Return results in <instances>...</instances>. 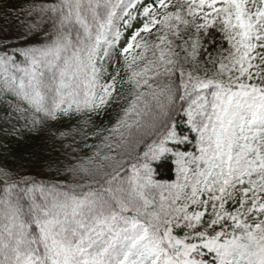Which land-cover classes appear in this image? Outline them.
Returning a JSON list of instances; mask_svg holds the SVG:
<instances>
[{"label": "snow or ice", "instance_id": "snow-or-ice-1", "mask_svg": "<svg viewBox=\"0 0 264 264\" xmlns=\"http://www.w3.org/2000/svg\"><path fill=\"white\" fill-rule=\"evenodd\" d=\"M0 137V264H264V0H0Z\"/></svg>", "mask_w": 264, "mask_h": 264}, {"label": "trees", "instance_id": "trees-1", "mask_svg": "<svg viewBox=\"0 0 264 264\" xmlns=\"http://www.w3.org/2000/svg\"><path fill=\"white\" fill-rule=\"evenodd\" d=\"M6 2L15 4L22 2V0H6ZM217 39L219 38L217 37ZM115 116L116 113L113 112L112 114L113 120L115 119ZM105 123L107 124V121H105ZM181 127L183 128L184 125L181 124ZM2 139L3 138L0 137V140ZM94 142L97 144L100 143L99 140ZM89 143H93V141H89ZM8 144H9V150L4 152V155L8 157L10 163H12L15 166L24 163L25 165H27L24 171L30 172L31 175H33L38 180H43L45 182L49 181V179L51 178V174L48 169L40 168L39 164H29L30 160L38 159V157L34 155L36 153H39L44 157L53 154L52 141L49 139L48 134L46 132L39 135L26 134L25 138L20 143L17 144L14 141H8ZM181 147L183 149L184 146ZM187 150L190 152L195 151L194 143L189 144L187 146ZM0 151H3V149H0ZM157 165H158L157 176L160 179L164 181L175 179L176 165L173 162V160L165 158L162 159L161 161H158Z\"/></svg>", "mask_w": 264, "mask_h": 264}]
</instances>
